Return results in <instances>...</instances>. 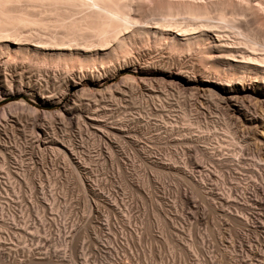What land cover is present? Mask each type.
<instances>
[{
	"label": "bare ground",
	"instance_id": "obj_1",
	"mask_svg": "<svg viewBox=\"0 0 264 264\" xmlns=\"http://www.w3.org/2000/svg\"><path fill=\"white\" fill-rule=\"evenodd\" d=\"M142 48L157 50L158 56L152 58V55L147 60L141 52ZM127 69L135 73L124 76L122 83L113 81L118 73ZM150 71L158 72L163 80L171 82L172 76L178 75L181 82L174 86L177 91L194 89L193 92L215 102L231 123V127L224 128L226 136L222 140L225 145H219L211 152L200 147L198 143L208 139L207 133L191 132L188 123L181 128L186 133L173 139L180 151L174 150L167 159L156 158L152 147L141 144L137 130L128 124L125 116L119 117L115 113L118 105L128 96L160 97L163 90L142 76L143 72L148 74ZM192 79L203 81L206 85L202 89L190 87ZM14 89L38 97L43 103H55L58 109L53 113L41 114L24 102L3 107L0 152L3 151L8 160L3 162L5 176L0 175V186L5 187L4 190L1 187L2 192L15 188V179L8 184V179L14 174L29 183L34 172L36 162L31 164L32 167L24 162L26 159L21 158L24 150L18 151L22 154L15 157L6 153V149L12 147L5 140L9 139L7 134L11 130L13 133L16 126L23 125L24 140L29 145L25 156L29 155V159L36 158L40 162L56 163L58 158L64 163L68 161L74 174L84 182V186H81L86 196L96 204H92L94 208L90 206V211L96 210L97 215L101 210L97 204L102 200L107 211L118 216L122 210L116 207L111 193L99 190V183L92 179L96 169L87 161L107 160L117 167V174L132 176L135 171L125 150L127 146L132 147L135 157L151 172L175 176L190 186V194L201 198L200 216L211 211L209 215L218 214L220 220L223 218L226 221V226L227 221L233 225L236 242L229 245L232 246V258H228L227 264H264V0H0V92H13ZM13 105L28 111L30 109L32 114L23 117V113L12 108ZM41 115L43 119L39 118ZM26 117L28 119L25 121ZM74 127L77 128L75 134L78 142H74L68 133ZM80 145L88 147L84 149L87 154L77 151ZM197 151L213 164L211 169L205 168L206 162L194 157ZM13 163L16 167L12 166ZM11 173L14 174L11 176ZM149 179L145 178L144 183L148 185ZM211 181H215V184ZM139 183L141 187L144 184ZM129 184L138 188L137 184ZM178 188H175V200L189 208L193 198ZM3 198L0 195V200ZM7 207L6 202L0 201L2 233L10 229L9 224L14 225V219L8 222L5 213ZM197 207L194 208L199 210ZM188 210L190 221H201L198 215H193L194 209ZM43 215L37 221L39 228H35L46 227L47 217ZM55 216L51 219L56 231L53 239L64 245L70 255H76L81 262L88 264V250L86 253L81 246L79 250L76 244L83 233L82 225H70ZM175 217L182 218L178 214ZM129 219L123 221L125 226H131ZM107 222L104 225L109 227ZM227 228L231 230V227ZM7 231L4 236L0 234V264H14L16 261L17 252L6 242L11 240ZM241 231L246 235H239ZM48 233L51 235L52 232ZM133 236L132 239L135 238ZM174 236L171 235L172 239ZM44 239L46 241L47 238ZM110 240L97 238L94 249L97 251L110 245L112 251L116 242L115 238ZM200 240L198 250L203 253L206 240L202 237ZM48 248L42 254L26 249V259L18 261V264H31L42 258L50 261L59 254L55 249L49 252L51 248ZM54 251L58 254H54ZM65 252H62L63 257ZM187 252L190 260L193 253ZM206 255L201 258L202 264H217L213 262L216 258ZM224 257L227 258L226 255ZM196 258L192 257V260Z\"/></svg>",
	"mask_w": 264,
	"mask_h": 264
},
{
	"label": "rangeland",
	"instance_id": "obj_2",
	"mask_svg": "<svg viewBox=\"0 0 264 264\" xmlns=\"http://www.w3.org/2000/svg\"><path fill=\"white\" fill-rule=\"evenodd\" d=\"M150 50L142 48L141 50L142 54H145V56L147 57L146 58L144 56L143 57L144 59L146 58L147 60H150L151 59L150 56L153 55L152 58L158 56L157 54L158 52H156L157 50L154 49H153L154 51L151 50L153 53ZM133 73L135 72L132 69L121 71L116 75L113 81L116 83H120V82L122 83V78L124 76ZM142 76L149 78V81L150 83L153 84V86H156L157 88L163 90V92L160 93V97L151 99V98H147V95L141 97L139 94L138 97L136 98L135 97L131 98L128 96L125 101H123L122 103H120V105H118L115 114L119 115V117L125 116L124 118L125 120L128 121V124L130 126H133L134 129L137 130L136 133L138 135V139L140 143L152 147L153 151L156 154L155 155L156 158L158 157L159 159L160 157H162L163 159L165 158L167 159L169 158L170 154L173 153L174 150L180 151V147H176L177 144L173 139L174 137H178L179 135L186 133L181 128L185 127L187 123L191 125L189 127L190 128L189 130L191 132L197 133L199 131V132L207 133L206 135L208 136V139H203L201 142H199L198 145L200 147H205L208 149L209 152H211L215 150V148L217 149L219 145H225L223 143L224 141L222 140L225 139L224 136H226L224 128L231 127V123L226 119L223 112L218 109V106L216 105L215 102L208 100V98L204 96H200L199 94L193 92L194 89L177 91L174 86L177 85L176 83H179V81L181 82L178 75L172 76L171 79L173 80V82H171V80H167V81L163 80L162 76L158 72L150 71V73L148 74L146 72H143ZM205 85H206L205 82L196 79H192L189 84L190 87L198 88V89H202ZM13 92L3 91L4 94L0 92V116L2 115L3 107H6L11 103L13 104L17 102H24V104H27L28 106L36 109L38 112H41V114L42 112L46 114L53 113L58 109V105L55 103H43L40 98L31 97L26 93L22 91L20 92L16 91L15 89L13 90ZM255 99L258 100V97H256ZM85 101H87V99ZM12 108L19 113L20 112L23 113L22 114L23 117L25 116L29 117L28 115H30V113L32 114V111L30 109L28 111L27 109H24L18 105H13ZM113 108H115V106ZM139 115L141 117H139ZM27 117L26 119L24 118L25 121L28 119ZM8 118L9 120H11V117ZM39 118L43 119L44 116L41 115L39 116ZM1 119L2 116L0 117V122H2ZM228 122L230 123V125ZM170 128H173V131H170ZM22 129H23V125L22 126L18 125V127L16 126L15 128H13L14 130L13 133L12 130L9 131L10 133L7 134L8 135L7 137H9V139H6L5 136L2 135V138H5V140L8 141L10 145H12V147L6 149L7 150L6 153H10V155L13 157H15V155H21L22 153H24L21 156V158L26 159L24 160L25 163L33 165L36 162V164L33 165L36 168H34L31 165L33 167L34 172H32L31 174V180L29 183H27L26 180L21 179V177H16V174L11 173V176L13 174L14 175L12 176V178L10 177L8 179L9 182L8 184L10 185V182H12V180L15 179L17 181L15 188L14 189L10 188L11 191L10 189H6L8 192L5 191L4 193L2 191L4 190L5 187L0 186V191H1L0 195L4 197L0 201L6 202L9 206L7 207L6 210L7 212H5L7 218H9L8 222L14 219L12 221L14 225L9 224L10 227V229H8L9 232L7 230H3V229L2 230L4 232L7 231L8 232L7 234L10 233L9 238L11 240H8L6 242L8 243L7 244L8 246H11L14 252H17V255L15 257L16 264H18V261L21 260L23 261L26 259L25 253H27V250H32L33 252L42 254V252L46 251V248H48L50 245L51 247L48 248V249L51 248L49 252H53L52 250L55 249L56 251L59 252L60 256L61 255L62 256L60 257L58 252L54 251L55 252L54 254H58V255L54 256L50 261L44 260L42 258L39 260V262H34L31 264H84L83 262H81L82 260L80 261V259L76 257V255L75 256L70 255L69 251L64 248L65 247L64 245H62L61 243H57L53 239L55 236L54 234H56L55 233L56 231L55 228H53L54 226L51 224L52 223L51 219L56 217L55 215L58 216L61 222H67L70 225L72 224H76L80 226L82 225L83 233L79 238V240L76 241L77 242L76 244L79 246V250L81 247H83V250H85V252L86 250H88L87 251L88 253L86 252L87 254H89L87 255V257H89L88 264H196L197 261L199 264H202L201 258H204L206 254H207L206 256L209 255V257L213 259L216 258L215 260H213L214 263L227 264V262L229 261L228 258L229 257H230L229 259L232 258L231 256L232 250H230L232 249V246L229 245H232L234 242H236L234 240L236 229L232 228L233 225L229 221H227V226L231 227L230 230L226 226V221L225 220L223 221V218L220 220L221 216L215 213H213V215L212 214L209 215L211 211L208 213L206 212L208 215L205 214L204 216L203 214V216H200L202 213L199 207L201 204V198L199 196H194L196 197L194 198L193 195L190 194L191 192L190 186L180 181L179 178H176L175 176L171 177V175L163 174V173L162 174L157 173L156 175V173L151 172L141 163V161L138 158L135 157L134 151L131 149L132 147H128L126 145L127 147L125 149L127 150L129 159L133 164L132 169L135 171V174H133L134 176L132 175L133 176L132 179H131L132 176L130 175L125 177L123 176V174H117L118 173L117 167L111 163L113 165L112 166L110 162L107 160L103 161V159L102 160L99 159L97 162L92 161V163L91 161H87V163L89 162L90 163L89 165H91L93 169L94 168L96 169L93 172L92 179L94 181L96 180L97 184L99 183V185L97 186L98 188L101 187V189L99 188V190L107 191L108 193H111L112 195L111 199L112 200L115 199L117 203L116 207L119 206L120 211L122 210L121 213L118 214V216L117 214L113 215V213L107 211L108 209L104 207L105 205L103 201L100 200V202L98 201L99 204L97 205H99L98 209L101 210H99V213L97 212V215H95L96 210H93L94 212L90 211V206L91 208H94L93 206L96 204L92 203L93 201L89 200L88 198L89 196H86L85 191L82 188V186H84L83 185L84 182L82 183L79 180V177H77L76 173L74 174L70 164H68L69 163L68 161H65L64 163L63 162L64 160L58 158L59 160H57L56 163L55 162L50 163L49 161L40 162L39 160H36V158H33L34 160L29 159V155L25 156V154H27V152L25 151L27 150L29 145L26 143L27 140H24L26 138L24 137L25 135L23 134ZM75 130L77 131L76 127H74L73 129L71 128V130L70 129L68 130V133L71 135L72 139L74 138L73 139L74 142L75 141L78 142L79 138L78 136H76ZM262 131L264 132V125L262 126ZM85 147L87 146L80 145L79 148L77 147L78 150L77 149L76 150L79 152L81 151L83 153ZM20 150H24V151L22 153L21 152L18 153V151ZM2 152H0V175L5 176L4 173L5 169L3 168L5 165H3L4 164L3 162H5L6 159L8 160V156L5 155L4 152H3L4 154ZM46 152L49 153L50 150L48 151L46 150ZM85 153L87 154L86 151L83 154L85 155ZM193 155L197 160H200L204 163L206 162L205 168L211 169L210 166H212L213 164L210 161H207V159L203 156V154L200 151L194 152ZM12 166L16 167L14 163L12 164ZM148 174L150 175V179H151L150 183L153 186L150 183H148V185L144 183L145 178L149 179ZM138 175L140 177H138ZM216 175L218 176L217 173ZM142 177H144L143 181L141 180ZM138 179L141 181V184L144 183L145 185L142 184L143 186L141 187L139 183L140 181ZM129 182H132L133 184H137L138 188L134 186H130ZM233 182H235V180ZM211 183L214 185L215 181H211ZM1 187L3 188V190L1 189ZM175 188H178L180 190L182 189V191H186V194H188L187 196L189 197L190 195L191 199L193 198L194 201L192 200L193 202L190 207L191 209H194L196 212H198L196 213L194 210H192L193 215L194 214L198 215L201 221L198 220L197 222H193L192 220L190 221V219H188L186 211L188 209L191 211V209L190 207L188 208V206L181 205V202L178 201L177 199L175 200L177 196V195L175 196L176 194ZM6 193L8 194L6 195ZM40 194H42L43 196ZM231 199L234 198L231 197ZM90 202L91 204H88ZM94 202L96 201L94 200ZM102 204L104 208L102 207ZM42 205H44V207ZM163 205H166V207ZM196 205L198 206L197 208H199V210L194 208L196 207ZM168 208L170 211L168 210ZM180 209H182L181 212ZM184 209H185V213H184ZM161 210L162 211L164 210V212H162ZM166 210H167V214L165 213ZM177 214L178 216L180 215L182 218L183 217L185 218L183 219L181 218L182 219L181 220L179 217H175L177 216ZM42 215L44 216V218L45 216L48 218L45 219L46 220L45 222L47 223L48 226L46 225L45 228L43 227L44 229L43 228L37 229L39 228L37 226L39 224L37 221ZM123 215L126 216L124 217ZM166 215L168 216V218ZM124 218L125 219L130 218L129 220L131 221V226L128 225L125 226V224H123L125 222ZM169 218L170 221L168 220ZM173 218L174 219L178 218V219L174 220ZM164 219L166 222L164 221ZM171 220H174L173 221L174 223ZM184 220L186 222H184ZM105 221L106 222L108 221L107 223L109 224V227L107 225H104ZM171 222L173 223V225ZM188 222L193 224L192 227H190L191 224ZM222 222L223 224L225 223L224 226ZM83 223H85L86 225ZM194 224L197 227H195ZM170 225L172 226L170 227ZM36 226L37 228H35ZM83 228L85 230H83ZM170 228L172 231L170 230ZM173 228H175V230ZM47 231L50 233L52 232L51 235ZM122 231L123 233L121 234L120 232ZM174 231L180 237L177 236ZM4 232L2 233V231L0 230V234L2 233V236L5 235ZM132 233H136V235L134 234L135 236L134 239H132L131 237L133 236ZM198 233L199 235H201L199 236L200 238L198 237ZM240 233L241 234L239 235H241L242 237L246 235L243 231H241ZM109 235L111 236V238L114 237L116 242V243L114 242L115 246L113 245V249H112L113 252L110 251L109 248L110 245L109 247L104 246L96 251V249H94L96 245L95 242L96 239L101 237L105 240L107 239L110 240L111 238ZM171 235L172 236L175 235L177 239H175L176 238L175 236L172 239ZM230 235H232L233 237H231ZM44 237L47 238L46 241ZM201 237L203 240H206L205 246L207 245L203 253L200 250H198V248L201 245L200 243L202 242L200 240ZM114 238L111 239L110 241H113ZM129 238L132 240L130 241ZM199 241L201 242L199 243ZM181 243L183 245L182 246L183 248L181 247ZM99 247L101 246L99 245ZM63 250L67 252V253L65 252L66 257L65 256L63 257L64 255L62 253L64 252ZM187 250L193 253L190 259L191 261L189 260L190 254H188ZM229 250L231 254H229L230 253ZM106 251L108 253L111 252L112 253L108 255ZM196 251L199 254H205V255L204 256L199 255L200 256L199 257L198 253L194 254V252ZM22 252L24 254H22ZM110 255H114V256L112 257ZM225 255L227 256V258L224 257ZM244 255H246V253ZM192 257L193 258L197 257V258L192 260ZM224 258L226 259L224 260Z\"/></svg>",
	"mask_w": 264,
	"mask_h": 264
}]
</instances>
